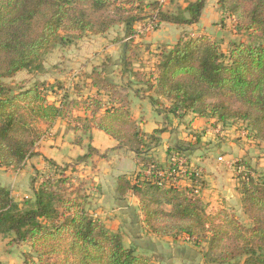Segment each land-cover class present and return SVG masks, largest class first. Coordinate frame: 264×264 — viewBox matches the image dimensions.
I'll use <instances>...</instances> for the list:
<instances>
[{"label":"trees","instance_id":"1","mask_svg":"<svg viewBox=\"0 0 264 264\" xmlns=\"http://www.w3.org/2000/svg\"><path fill=\"white\" fill-rule=\"evenodd\" d=\"M206 1L183 0L182 7L165 9L159 0H0V168L17 170L37 156L38 143L57 120H65L81 136L100 130L118 148L135 155L141 170L118 177L117 194L121 199L129 194L137 198L142 224L150 235L202 246L204 264H264V173L252 177V167L245 160L234 165L236 192L248 226L231 212L207 214L199 196V178L190 177L191 186L181 187L170 177L159 176L166 171L148 153L161 131L146 135L140 130L131 119L127 99L102 71L93 70L87 77L95 96L78 100L65 95L58 106L48 101L53 93L49 83L36 81L24 88L4 82L22 71L39 74L44 70L42 58L55 48L75 45L83 35L103 36L116 26L123 28L122 39L116 41H125L128 52L139 36L137 27L151 25L155 31L161 24H197ZM217 4L246 41L231 43L223 52L208 36H185L175 45L160 47L153 75L145 83L141 73L133 72L127 53L120 60L121 76L153 93L151 105L176 119L192 114L213 121V127L240 123L247 139L264 142V0H218ZM127 85L130 88L131 83ZM102 93L112 107L104 108ZM159 98L169 107L164 108ZM74 111L84 117L73 116ZM74 143L80 144L81 138ZM92 155L97 151L88 146L76 160L84 162ZM49 164L58 177L38 185L32 179L33 198L22 205L0 185V237L14 245L28 243L31 254L23 256L22 264H155L160 260L124 247L120 235L109 232L89 212L84 184L72 174L65 175L67 166Z\"/></svg>","mask_w":264,"mask_h":264},{"label":"crops","instance_id":"2","mask_svg":"<svg viewBox=\"0 0 264 264\" xmlns=\"http://www.w3.org/2000/svg\"><path fill=\"white\" fill-rule=\"evenodd\" d=\"M217 2L218 0L206 1L197 24L181 27L161 24L157 30L145 32V36L141 38L140 36L136 37L132 43L133 46H128L130 49L128 52H126L127 46L123 44L125 41H116L115 39L110 45L107 44V40H111L107 39L109 38L108 33L103 36L91 35L88 38H85V35L82 36L75 43L76 50L69 51V54H73V63H78V66L82 64L81 69L87 93H84L83 88H75L72 94H63L55 100L48 97V101L58 106L57 101L65 95H68L70 99L78 100L95 96L97 91L90 87V80L87 77L93 70L102 71L107 82L116 85L120 94L127 99L131 119L140 130L146 135H152L154 131H161L156 136L157 143L150 146L151 149L148 153L159 168L164 171L173 169L172 165L175 164H170L169 160L172 156L181 155L178 150H182L185 160H188L189 164H193L195 169L198 168L201 173L199 196L206 207V213L214 214L224 210L237 217H243L239 195L236 192V177L230 175L235 168L234 162L244 157L245 146L242 141L234 139L242 138L243 134L237 137L233 127L231 129L213 127V121L198 119L192 114H187L182 119H176L171 114L151 105L149 97H153V93L145 92V87L136 85L130 77L122 78L121 76L120 60L126 53L127 56H131L133 72L141 73V81L145 83L153 75L160 47L175 45L182 37L208 36L220 46L223 52L231 43L241 40V36H238L233 27L232 20L222 16ZM122 37L123 34L119 39ZM229 37L231 39H228ZM141 39L145 45L142 52L150 54L151 58L148 70H144L141 65H136L137 54L140 51L135 49H137V42H142ZM117 44H121V48L116 57ZM94 54H97V59H94ZM128 82L131 83L130 88L127 87ZM136 90L139 91L138 94L134 93ZM100 97L104 108L113 106L104 93ZM159 101L164 108L169 107L167 101L161 98ZM73 116L84 117L81 111H74ZM200 128L203 134L194 133L196 135L192 136V133L197 132ZM211 136L210 142L206 141ZM79 137L81 143L75 144V139ZM88 146L96 150L97 155L88 157L84 162H78L76 159L86 154ZM35 153L37 154L33 157L35 185L40 184L41 177L51 174L58 177V171H55L49 162L59 168L67 166L65 175L72 174L84 184L83 193L89 197L88 210L91 215L109 232L120 235L124 247L134 248L137 255L159 257L160 260L155 264H204L201 254L197 253L190 242L186 240L174 242L169 238L159 239L150 235L142 224V215L136 197L130 194L122 199L118 197L117 178L135 175L141 168L137 165L132 152L118 148L117 142L102 131L92 129L88 134L81 136L80 132L70 130L65 120H57L38 143ZM189 169L194 170L192 165L189 166ZM189 178L179 177L180 180L177 179L176 185L190 187L192 180ZM195 178L192 179L195 180ZM21 180L22 177H0V185L8 188L13 197L20 196L24 195V191L19 189ZM192 188L196 189L195 186ZM29 195V198L32 199L31 191ZM0 240L5 241L6 239ZM9 252L0 249V262L7 260Z\"/></svg>","mask_w":264,"mask_h":264},{"label":"rangeland","instance_id":"3","mask_svg":"<svg viewBox=\"0 0 264 264\" xmlns=\"http://www.w3.org/2000/svg\"><path fill=\"white\" fill-rule=\"evenodd\" d=\"M143 1L145 3H149L150 1H153V0H143ZM211 1H214V0H211ZM162 4H163L165 9H170L172 7H175V4L182 7L183 6V0H176V1L175 0H165V1H163ZM229 29H230V27H229ZM122 34H123L122 26H116V27L112 28L108 32L109 38H107V39H111V40H107V44L110 45L112 40L119 39V37ZM144 34H145V32L140 33L139 34L140 38L145 36ZM89 36H91V35H85V38H88ZM238 36L240 37V35H238ZM228 39H231V37H229ZM241 39L246 41V39H244L243 36H241ZM227 40H224V41L227 42ZM228 41L231 42L232 40H228ZM75 46L76 45H74L73 47L68 48V49L55 48L51 52L44 55V57L42 58V61H41L42 67L44 69L43 72H40L38 74V72H33V70L29 71V72L22 71V72L18 73L17 75H15L13 78L4 80V82L7 84H12L14 86H22L24 88H28V87L33 86V83L36 81H39V82L49 81V86L53 87V91H52L53 94H52V96H51V94L49 96L51 99H54V100L58 96L61 97V95H63V94L74 93L75 88H83V90L85 91L84 93H87V89L85 87V82H84V77H83V72L81 69L82 64L78 66V63H73V57H72L73 54L72 53L69 54L70 53L69 51H71V50L75 51L76 50ZM136 47H137V49H135V50L140 51L137 54L138 56L136 58V60H137L136 65H138V66L141 65V66H143L144 70H148L149 68L147 69V67L150 65L151 58H150V54L147 55L146 53L142 52V51H144V47H145L143 40H142V42H137ZM116 48L118 49L115 52L116 57H117L119 55V49L121 48V44H117ZM223 49H225V47H223ZM97 58H98L97 54H94V59H97ZM84 62H85V60L83 61V63ZM57 85L61 86L62 88H59ZM219 127L221 128V126H219ZM232 127L235 130L234 131L235 135H238L237 137H239L243 134L242 138L241 137L234 138L236 141H242V144L245 146V149H243L244 157L241 159H238V161L244 159L252 167L251 168L253 171L252 177H259L260 175H262L264 173V142L259 141V143L257 142L258 144L256 143L257 144L256 145L255 142L247 139V133L248 132L245 130V126L243 124L238 123L235 125H230V123H228V126L223 127V128L231 129ZM209 128H210V126H209ZM194 133L203 134V131L200 128L197 132H193L192 136L196 135ZM213 135L214 134H212V136ZM212 136L208 137L206 139V141L210 142V140L212 139ZM186 162H187L186 165L179 166V167H181V168L184 167V168L189 170V166L192 165V169H194L193 171L194 172L196 171V173H198V175L196 176V179L201 177V173L199 172L198 168L195 169V167H193V164H189L188 160ZM235 163L236 162H234L233 165H235ZM177 167H178V163H175V165H172L173 169L174 168L177 169ZM236 173H237V171L234 168V170H232V173H230V175H233V177H236V175H237ZM0 177H22L19 189L24 191V195L14 196V197L12 196L17 203L22 205L25 201L30 200V198H29V196H30L29 193L31 191L30 184H31V180L33 179V157L28 159L24 163V165L17 170H14V169H2L1 170V168H0ZM72 177H74V176L72 175ZM200 180H201V178L198 179V181H200ZM25 196H28V198H25ZM238 218L243 225H245V226L249 225V222L246 219V217L241 216ZM0 239H2V238H0ZM8 240H10V239H6L5 241L0 240V249L10 251L9 252L10 255L6 257L7 260L0 262V264H22L23 256H27V255L31 254L28 243L20 244V245H14V244H11V242H8ZM191 244H192L193 248L197 251V253L201 254L200 248L202 246H195L193 243H191Z\"/></svg>","mask_w":264,"mask_h":264},{"label":"built area","instance_id":"4","mask_svg":"<svg viewBox=\"0 0 264 264\" xmlns=\"http://www.w3.org/2000/svg\"><path fill=\"white\" fill-rule=\"evenodd\" d=\"M159 1L163 2L165 0H159ZM148 31H152L151 25H148L145 29H143V27H141V28L139 27L137 29L138 34H140L142 32H148ZM169 163L170 164L178 163L177 169L176 168L169 169L168 172L166 171L167 173L165 172V174L160 172L159 176L160 177H165V176L170 177V180L173 182L174 185H176L177 179L179 178V176L180 177H191L193 175L194 177H196L198 175V173H196V172L193 173V171H191L190 169L188 170L184 167L183 168L179 167V166H184L187 164V162L183 156H180V155L179 156L178 155L172 156L171 160H169ZM55 178L56 177L53 174H51L49 176H44V177H41V180L39 183H43L44 181H47V180H53Z\"/></svg>","mask_w":264,"mask_h":264}]
</instances>
